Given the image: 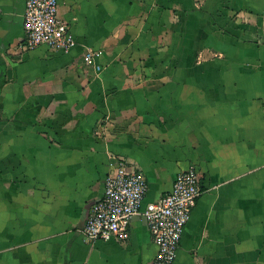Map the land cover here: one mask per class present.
<instances>
[{"label": "crops", "instance_id": "0c3cea01", "mask_svg": "<svg viewBox=\"0 0 264 264\" xmlns=\"http://www.w3.org/2000/svg\"><path fill=\"white\" fill-rule=\"evenodd\" d=\"M25 4L0 0V264H153L142 214L84 234L117 159L143 209L198 169L173 264H264V0H59L69 52L21 47Z\"/></svg>", "mask_w": 264, "mask_h": 264}, {"label": "built area", "instance_id": "2783aa9c", "mask_svg": "<svg viewBox=\"0 0 264 264\" xmlns=\"http://www.w3.org/2000/svg\"><path fill=\"white\" fill-rule=\"evenodd\" d=\"M25 36L21 47L33 50L47 45L69 52L76 44L66 20L59 16V0H26ZM92 56H87V60ZM105 177L104 194L93 205L84 227L88 240H127L132 218L142 214L158 251L153 264H173L178 256L185 226L203 192L195 166L181 171L172 189L143 209L149 184L145 174L124 159L112 163Z\"/></svg>", "mask_w": 264, "mask_h": 264}]
</instances>
